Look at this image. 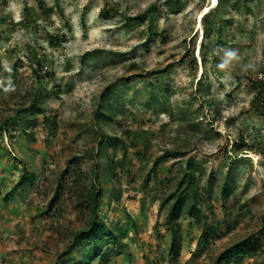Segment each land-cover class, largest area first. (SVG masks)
<instances>
[{
  "label": "rangeland",
  "instance_id": "rangeland-1",
  "mask_svg": "<svg viewBox=\"0 0 264 264\" xmlns=\"http://www.w3.org/2000/svg\"><path fill=\"white\" fill-rule=\"evenodd\" d=\"M165 1L0 0V126L22 118L0 139V206L19 208L31 221L21 240L29 258L41 252L56 264L71 234L85 226L88 216L75 208L69 183L58 188V178L68 160L80 157L91 181L90 169L104 159L97 157L100 141L108 137L122 144L107 155L118 169V180L102 186L108 223L124 225L125 211L138 221V240L156 225L164 231L160 205L192 158L201 184H215L202 203L204 223L181 221L190 264H215L251 236L260 247L239 264H263L264 118L251 102L264 90V0H224L220 32L211 36L201 20L218 0H179L174 11ZM151 6L152 23L125 21ZM229 51L235 57L221 68ZM156 82L162 91L150 88ZM111 90L113 121L98 124L100 96ZM149 95L155 103L146 107ZM35 99L43 113L31 117ZM25 175L34 182L13 191ZM232 179L235 192L222 202L220 187ZM210 228L214 233L202 238Z\"/></svg>",
  "mask_w": 264,
  "mask_h": 264
},
{
  "label": "trees",
  "instance_id": "trees-1",
  "mask_svg": "<svg viewBox=\"0 0 264 264\" xmlns=\"http://www.w3.org/2000/svg\"><path fill=\"white\" fill-rule=\"evenodd\" d=\"M165 3L170 11H174L179 7L180 1L166 0ZM224 8V0H218L217 6L209 9L203 16L201 21L206 24L205 30L207 36H211L213 33L219 34V26H217L216 20L220 19L221 14H224ZM110 12H113V10L110 9L102 14L108 17ZM155 14L156 6H151L144 15L138 18H126L125 21L132 25L145 23L147 20L150 21L149 23H152V18ZM138 20L140 21L138 22ZM153 36L157 39L159 38L163 43L166 42L165 36L161 33L158 35L155 33ZM37 79H40L39 75ZM258 86H261V84ZM155 87L162 91L161 86L157 82L154 85H150L152 89ZM112 94L111 90L102 93L100 96L95 115L98 124L101 122L108 125L113 121L115 107L110 100ZM148 98L150 100L146 103V107H150L155 103L154 97L149 95ZM128 102L133 103L134 100L129 99ZM40 105L41 101L39 99H35L32 102L29 107L31 117L42 115L43 109ZM251 105L254 107V112L264 118V90L262 86L257 91ZM8 120L4 122L3 126H0L1 140L7 134V130L15 127L22 118L16 116L13 121ZM102 140L97 151L98 156H96L104 158L103 163L99 167L95 165L90 169L91 181L87 179V174L80 168L82 160L80 157L68 160L65 169L59 175L58 188L64 189L66 188L65 185L69 183L67 190L74 200L75 208L81 214L87 215L88 219L82 229L71 234L70 242L57 257L56 264H109L113 259L125 255L130 242L128 234L132 232L137 233L135 221L125 211L123 218L124 225L120 221L108 223L102 215L103 195L105 192L102 186L103 184L111 185L118 180V169L114 166V160L109 157L107 158V155L110 151L114 154L118 147L117 145L120 144V140L118 139L115 140V144L110 143L108 137H102ZM120 145L122 146V144ZM240 146L243 147V144ZM88 158L91 159L92 157L89 155ZM200 170V164L192 158L182 163L178 169V175L176 174L174 180L173 191L165 195V200L160 205L161 208L166 207L164 222L161 227L169 235L167 250V261L169 264H178L181 258L184 242L181 221L185 219L190 224L199 227L206 220L202 203L206 196L210 199L209 197L213 194L214 182L212 183V181L208 180L206 185L203 186L198 176ZM33 182V175L22 176L13 188V191H18L21 187ZM234 192L235 184L232 179L230 183H225L220 187V200L225 202ZM10 194L11 192L4 198V201H9ZM59 194L60 192L57 190L54 200L48 205V210L54 206ZM112 194L114 195L113 192ZM262 222L264 224V217ZM154 230L157 231V225L154 226ZM212 233L214 231L210 228L209 232H203L201 236L205 238L206 234ZM259 247V239L251 236L220 254L215 264H239L245 258L254 256Z\"/></svg>",
  "mask_w": 264,
  "mask_h": 264
},
{
  "label": "crops",
  "instance_id": "crops-1",
  "mask_svg": "<svg viewBox=\"0 0 264 264\" xmlns=\"http://www.w3.org/2000/svg\"><path fill=\"white\" fill-rule=\"evenodd\" d=\"M1 203L0 200V205ZM11 203L19 206V201L16 199L13 201L11 199ZM21 211L19 208L13 207L5 210L0 206V264H33L35 262L37 264H47L46 259H44L45 255L41 252H33L32 258H29L28 253L27 255L24 253L27 244L21 240L24 235L30 233V228L33 226L30 224L31 221L25 223L27 219L22 218L25 213ZM132 219L137 224L138 221L133 217ZM38 221L39 219H34L32 223L37 224ZM137 230L138 227H136ZM150 233V236H145V239L142 240L135 238L136 234L134 233L125 255L113 259L109 264H169L167 261L169 235L165 230L160 233L153 230ZM185 244L184 241L179 264H190V260L193 258V250H186Z\"/></svg>",
  "mask_w": 264,
  "mask_h": 264
},
{
  "label": "clouds",
  "instance_id": "clouds-1",
  "mask_svg": "<svg viewBox=\"0 0 264 264\" xmlns=\"http://www.w3.org/2000/svg\"><path fill=\"white\" fill-rule=\"evenodd\" d=\"M234 57H235V52H233V51H229V52H227L226 55H225L224 62L220 65V67H221V68L226 67V66L228 65L229 61H231ZM4 136H5V135H4ZM163 229H164V228H163ZM128 238H129V240L133 239L131 233L128 234ZM183 243H184V242H183ZM182 249H183V248H182ZM167 255H168V253H167ZM178 264H179V263H178Z\"/></svg>",
  "mask_w": 264,
  "mask_h": 264
},
{
  "label": "bare ground",
  "instance_id": "bare-ground-1",
  "mask_svg": "<svg viewBox=\"0 0 264 264\" xmlns=\"http://www.w3.org/2000/svg\"><path fill=\"white\" fill-rule=\"evenodd\" d=\"M211 1H212V0H211ZM214 4H215V3H214V1H213V4H212V6H213ZM207 9H208V8H206L204 12L202 11V12H203V14H206V13H207Z\"/></svg>",
  "mask_w": 264,
  "mask_h": 264
}]
</instances>
